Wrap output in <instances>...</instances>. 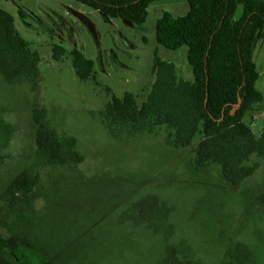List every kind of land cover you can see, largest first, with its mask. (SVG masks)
<instances>
[{"label":"rangeland","instance_id":"rangeland-1","mask_svg":"<svg viewBox=\"0 0 264 264\" xmlns=\"http://www.w3.org/2000/svg\"><path fill=\"white\" fill-rule=\"evenodd\" d=\"M0 9L40 57L36 92L0 76V196L23 169L40 175L31 204L12 210L0 198V264H264V155L232 186L218 164L195 170L193 146H167L166 128L116 138L98 114L112 95L145 98L154 51L191 78L185 47L155 41L157 18L184 14V0L151 3L142 25L73 0H0ZM54 44L67 51L58 61ZM73 48L94 62L93 78L75 74ZM252 59L263 97L243 120L264 135V31ZM35 102L49 130L75 139L81 163L34 166Z\"/></svg>","mask_w":264,"mask_h":264},{"label":"trees","instance_id":"trees-1","mask_svg":"<svg viewBox=\"0 0 264 264\" xmlns=\"http://www.w3.org/2000/svg\"><path fill=\"white\" fill-rule=\"evenodd\" d=\"M109 18L142 25L149 5L158 0H73ZM182 15L163 11L155 22V41L169 50L185 47L191 78H182L176 66L154 51V80L145 98L124 92L112 95L98 114L113 137L167 129L165 143L173 149L193 146V167L202 170L218 164L223 178L238 185L251 176L258 163L250 157L264 155V135H255L243 120L262 101L256 87L259 72L252 59L259 31H264V0H184ZM241 14L235 18L237 6ZM67 54L59 44L52 46V59ZM80 80L94 77V62L78 49L68 52ZM39 53L32 50L14 26V18L0 9V76L8 83L28 82L39 89ZM34 166L79 164L84 156L72 137H60L46 125L45 111L34 103ZM40 175L33 168L19 172L0 198L14 210L31 204ZM264 202V198L261 199Z\"/></svg>","mask_w":264,"mask_h":264},{"label":"crops","instance_id":"crops-1","mask_svg":"<svg viewBox=\"0 0 264 264\" xmlns=\"http://www.w3.org/2000/svg\"><path fill=\"white\" fill-rule=\"evenodd\" d=\"M253 119H255V118H253Z\"/></svg>","mask_w":264,"mask_h":264}]
</instances>
